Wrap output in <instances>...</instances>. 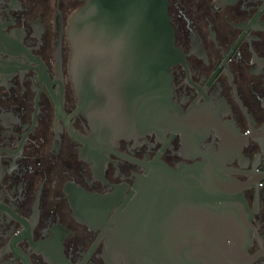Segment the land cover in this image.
Returning <instances> with one entry per match:
<instances>
[{"label": "flooded vegetation", "instance_id": "af4514ba", "mask_svg": "<svg viewBox=\"0 0 264 264\" xmlns=\"http://www.w3.org/2000/svg\"><path fill=\"white\" fill-rule=\"evenodd\" d=\"M167 1L186 127L114 141L90 139L70 74L66 28L82 0H0V264H264V0ZM226 138L225 166L246 185L223 227L241 241H214L211 210L193 195L165 204V179L149 177L159 160L191 164ZM120 213L140 228L141 262L117 255Z\"/></svg>", "mask_w": 264, "mask_h": 264}, {"label": "water", "instance_id": "95a60500", "mask_svg": "<svg viewBox=\"0 0 264 264\" xmlns=\"http://www.w3.org/2000/svg\"><path fill=\"white\" fill-rule=\"evenodd\" d=\"M167 6V0H82L72 13L66 28L71 47L70 74L79 110L92 130L90 139L97 130L101 139L117 141L136 130L186 127L181 109L172 99V67L182 53L175 43ZM202 128L196 127L198 131ZM204 138L193 136L188 147L200 151ZM233 145L226 138L219 150L196 153L201 158L194 163L182 162L173 168L159 160L149 170V177L165 179L160 184L165 204L181 201L187 206L189 195H193L191 201L197 202V208L211 210L204 218L216 226L212 230L214 241L229 234L234 236L230 237L232 241L247 237L246 232L232 234L223 227L228 211H235V199H241L246 185L231 180L225 166L223 157ZM250 174L247 183L260 176L257 172ZM126 216L118 214L112 241L117 255L141 262L145 249L135 248L139 240L134 242L140 228Z\"/></svg>", "mask_w": 264, "mask_h": 264}, {"label": "rangeland", "instance_id": "374dc122", "mask_svg": "<svg viewBox=\"0 0 264 264\" xmlns=\"http://www.w3.org/2000/svg\"><path fill=\"white\" fill-rule=\"evenodd\" d=\"M78 5H79V4H78ZM78 5H77V6H78ZM77 6H76L75 8H77ZM75 8H74V9H75ZM72 11H73V10H72Z\"/></svg>", "mask_w": 264, "mask_h": 264}]
</instances>
